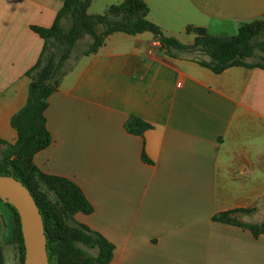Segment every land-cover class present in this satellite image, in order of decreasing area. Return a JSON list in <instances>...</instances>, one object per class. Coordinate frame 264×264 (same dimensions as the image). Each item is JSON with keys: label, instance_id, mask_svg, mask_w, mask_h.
Returning <instances> with one entry per match:
<instances>
[{"label": "crops", "instance_id": "0c3cea01", "mask_svg": "<svg viewBox=\"0 0 264 264\" xmlns=\"http://www.w3.org/2000/svg\"><path fill=\"white\" fill-rule=\"evenodd\" d=\"M122 1L91 0L87 13ZM144 1L165 35L186 44L196 37L190 27L232 36L264 19V0ZM62 5L0 0V138L10 144L18 140L12 117L29 96L26 72L45 43L33 26H52ZM154 40L118 31L96 53L74 48L45 112L53 142L33 163L81 187L94 211L74 216L114 244L106 264H264V232L214 220L239 210V221L264 225V69L216 73L151 50ZM131 115L152 127L130 133ZM0 264H20L3 199Z\"/></svg>", "mask_w": 264, "mask_h": 264}, {"label": "trees", "instance_id": "16d2710c", "mask_svg": "<svg viewBox=\"0 0 264 264\" xmlns=\"http://www.w3.org/2000/svg\"><path fill=\"white\" fill-rule=\"evenodd\" d=\"M63 5L58 11L55 21L50 27L33 26L44 39V47L37 62L26 72L31 78L29 96L25 106L12 117V126L18 132V140L14 144L0 138V145H8L4 158L0 161V174L11 175L21 180L34 196L44 220L47 236V249L50 264L70 248L79 245L95 250L85 264H106L114 255V244L102 233L74 220L76 228L69 235H61L53 239L49 233V222L56 221V215L51 207L39 198V194L30 184L25 170L19 164L20 160L29 162V172L39 173L42 179L60 196L72 215L83 212L91 214L94 211L92 203L75 182L70 179L42 173L33 163V155L53 142L46 119V109L49 97L58 89L66 73L65 66L72 58L76 45L89 37L87 48L83 55L96 53L105 43L108 35L114 32H125L137 35L152 33L161 42V48L172 57L193 59L200 65L220 73L231 66L261 67L264 69V20L259 27L255 23H244L236 35L213 34L204 28L190 27L196 37L194 42L186 44L175 37L165 35L162 28L149 18L150 8L144 0H123L110 5L105 13L90 15L87 8L91 0H62ZM69 23L67 29L64 28ZM104 26V33H96V25ZM64 32L61 38L60 34ZM52 49L59 51L55 64L47 54ZM252 59H256L252 61ZM126 129L133 134L142 135L152 127L150 123L139 116L131 115L126 123ZM2 199V198H0ZM13 218L17 224L19 237L20 264H24L25 245L19 214L14 206L8 203ZM237 210L222 212L214 220L236 224L244 228L264 232V225L248 224L239 221L232 215ZM58 264H62L59 263Z\"/></svg>", "mask_w": 264, "mask_h": 264}, {"label": "rangeland", "instance_id": "374dc122", "mask_svg": "<svg viewBox=\"0 0 264 264\" xmlns=\"http://www.w3.org/2000/svg\"><path fill=\"white\" fill-rule=\"evenodd\" d=\"M264 19L259 20L255 23V27H259L263 23L261 22ZM69 26V23L67 22L64 25V28L67 29ZM64 36V32L60 34V37L62 38ZM89 40V37L83 39L80 41L76 46L77 50H81V55H83L85 49L87 48V42ZM160 47L161 48V42L158 38L155 37V40L152 43V46L150 49H154ZM59 57V51H55V49H52L48 52L46 60L49 58L51 59L50 64H55ZM256 59H252V61H255ZM8 149V145H0V161L4 158L6 152ZM19 164L23 167L25 170V175L27 176L30 184L35 189V191L39 194V198L46 202L52 209V211L56 215V221L49 222L48 229L51 237L53 239L58 238L61 235H69L75 228L76 225L74 223L75 214L72 215L69 211L68 207L64 203V201L60 198V196L45 182L41 175L39 173L31 174L29 172V162L27 160H20L18 161ZM253 211L255 209H252ZM239 211V210H237ZM251 211V210H250ZM234 216V213H232ZM77 221V220H76ZM79 222V221H78ZM95 250L88 249L85 246L79 245L77 247L70 248L67 250L58 260V258L54 259V264H58L59 261L62 264H85L88 257L90 255L95 254Z\"/></svg>", "mask_w": 264, "mask_h": 264}, {"label": "water", "instance_id": "95a60500", "mask_svg": "<svg viewBox=\"0 0 264 264\" xmlns=\"http://www.w3.org/2000/svg\"><path fill=\"white\" fill-rule=\"evenodd\" d=\"M0 198L14 206L19 214L25 245L24 264H50L44 220L29 188L14 176L0 174Z\"/></svg>", "mask_w": 264, "mask_h": 264}]
</instances>
